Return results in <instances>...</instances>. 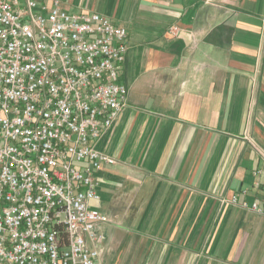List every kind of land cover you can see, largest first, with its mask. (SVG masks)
<instances>
[{
	"label": "crops",
	"instance_id": "0c3cea01",
	"mask_svg": "<svg viewBox=\"0 0 264 264\" xmlns=\"http://www.w3.org/2000/svg\"><path fill=\"white\" fill-rule=\"evenodd\" d=\"M34 1L128 30L97 264H264V0Z\"/></svg>",
	"mask_w": 264,
	"mask_h": 264
},
{
	"label": "built area",
	"instance_id": "2783aa9c",
	"mask_svg": "<svg viewBox=\"0 0 264 264\" xmlns=\"http://www.w3.org/2000/svg\"><path fill=\"white\" fill-rule=\"evenodd\" d=\"M127 38L98 13L0 0L4 264H97L110 219L92 203L99 173L116 162L95 146L128 107ZM231 203L262 213L258 202Z\"/></svg>",
	"mask_w": 264,
	"mask_h": 264
}]
</instances>
